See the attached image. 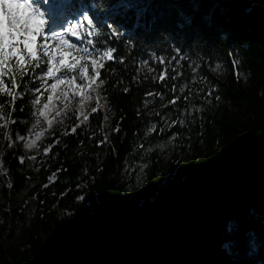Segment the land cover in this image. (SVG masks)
<instances>
[{"label": "trees", "instance_id": "obj_1", "mask_svg": "<svg viewBox=\"0 0 264 264\" xmlns=\"http://www.w3.org/2000/svg\"><path fill=\"white\" fill-rule=\"evenodd\" d=\"M74 2L97 5L94 15L121 32L109 44L117 56L127 53L125 64L106 65L116 71L96 91L101 107L87 113L89 120L75 134L63 133H71L83 117L68 121L66 129L56 126L44 139L50 145L60 142L37 170L26 158L23 164L18 159L25 152L17 132L28 134L34 119L29 96L16 102L12 118L17 123L0 128V264L99 261L141 227L204 190L222 169L264 140V0ZM179 53L201 60L215 88L210 100L198 95L201 106L180 94L176 105L164 108L173 95L167 81L160 84L146 70L137 72L138 64L153 55L169 59ZM217 62L225 67L224 77L212 70ZM105 76L102 72L101 79ZM149 91L163 92L166 100L153 96L145 108ZM9 111L6 107L5 114ZM156 112L185 123L169 129ZM154 122L156 132H149ZM174 133L166 154L164 144ZM100 233L110 235L104 249L94 245ZM119 264H264V176L226 191L190 224L141 239Z\"/></svg>", "mask_w": 264, "mask_h": 264}, {"label": "snow or ice", "instance_id": "obj_2", "mask_svg": "<svg viewBox=\"0 0 264 264\" xmlns=\"http://www.w3.org/2000/svg\"><path fill=\"white\" fill-rule=\"evenodd\" d=\"M96 8L95 4L86 6L74 0H0V128L7 129L9 124L17 123L12 118V114L16 111V102L23 100L26 95L29 96L28 107L34 119L30 125V133H34L35 139L32 134L17 132L16 135V140L25 142L26 149L35 147V140L40 139L45 128H51L54 122H62L57 118L66 115V110L71 106L72 101L79 98L77 120H80V117H83V120L71 128V133H63L75 134L77 128L89 120L90 114L84 111L86 102L95 98L96 107L91 109L92 113H96L101 107L99 95L93 97L92 94L106 82L107 76L113 75L116 71L115 68L106 65L109 62L125 64L127 53L117 56V48L109 44L110 40L119 39L121 32L110 24L108 19L94 15L93 10ZM105 26L108 28L107 33L102 31ZM105 35L108 39L100 38ZM152 59L163 66L158 75L152 76V80L160 84H164L169 78L168 64L174 60L177 62V67L179 66V60L175 56L167 63L164 56ZM177 67L171 68L173 81L182 75L177 71ZM219 67L217 65V68ZM145 68L149 73L155 71L154 68L149 67V61L144 60L138 64L137 72ZM195 70L193 68V72ZM102 72L106 73L104 79H101ZM132 79L135 81L137 77L134 75ZM186 88V84L182 85L179 88L180 93H184ZM129 90L124 88L125 93ZM212 91L209 89L206 96L210 97ZM171 92L173 99L164 104V108L176 105L180 100V96L175 95L177 92L175 83L171 85ZM144 95L145 108L152 103L147 97L156 96L161 100L164 99V94L159 92L149 91ZM188 99V96L184 97L185 101ZM6 107L10 109L7 114H5ZM24 107L25 105H21V112L24 111ZM53 111L55 115L49 118V114ZM155 114L169 129L185 123L183 119L170 120L168 115H161L160 112ZM104 119L106 120L107 117ZM38 128L41 130L37 131ZM156 129V123H152L149 132H156ZM116 131H120L119 127ZM163 132L164 128H161L160 133ZM176 137L177 134L174 133L171 140H175ZM5 139L9 141L11 147L13 143L11 130L5 132ZM106 141L107 137L99 143L103 144ZM59 142L56 140L45 148L44 154L48 155ZM140 147L143 148L144 145ZM18 159L21 164L24 163L23 156ZM29 159L35 160L36 157ZM53 177H49L50 181ZM8 187L12 185L9 184ZM79 199L83 200V197ZM228 227L231 230L232 226Z\"/></svg>", "mask_w": 264, "mask_h": 264}, {"label": "water", "instance_id": "obj_3", "mask_svg": "<svg viewBox=\"0 0 264 264\" xmlns=\"http://www.w3.org/2000/svg\"><path fill=\"white\" fill-rule=\"evenodd\" d=\"M264 176V140L249 147L236 161L222 169L213 181L197 195L185 201L182 206L140 230L127 242L106 253L99 261L82 258L73 264H119L127 260L130 250L144 238L156 231L172 232L191 223L201 213L202 208L224 192L243 187ZM48 264H67L56 260Z\"/></svg>", "mask_w": 264, "mask_h": 264}, {"label": "rangeland", "instance_id": "obj_4", "mask_svg": "<svg viewBox=\"0 0 264 264\" xmlns=\"http://www.w3.org/2000/svg\"><path fill=\"white\" fill-rule=\"evenodd\" d=\"M153 57H158L157 55H153ZM180 57H183L184 60L188 61V64L186 65L183 59H179ZM146 59L149 61V67L154 68V72H152L151 74L153 75H158L160 73V67H163L162 65L158 64L156 60L154 59ZM177 59L179 60V66L177 67V62L176 61H172L170 64H168L169 67V73H168V79H166L167 81V88L171 89V85L173 83H175L177 85V92L176 95L180 96V94L186 95L189 97V101L192 102V105H196V106H201L202 104L199 105V103H197V101L195 100L198 95L206 100H210V97L206 96V93L209 89H215L212 86V83L210 81V79H208V77L205 75V73L202 70L201 65V60H194V59H189L187 57V55H185L184 53H179V56L177 57ZM171 60V58L166 59V63ZM217 65H219L220 67L217 68ZM172 67H177V71L182 73V75L176 80L173 81L171 80V76L173 75L171 68ZM193 68H195V72H193ZM144 70L147 71V69L145 68ZM212 70L215 72V74L217 76L220 77H224L225 76V67L222 64V62H217L216 66H214L212 68ZM89 73L91 74V69H89ZM149 73V72H148ZM193 80H195V83H193ZM97 83H99V81H97ZM186 84L187 88L185 89L184 93H180L179 88ZM159 93H163L161 91H158ZM164 94V93H163ZM93 97L96 96V92L92 94ZM170 100L173 99V95L170 96ZM78 99L73 100L71 103V106L66 110V115H64L62 118H57L58 120H61L62 122H54L51 128H45L42 131L41 137L39 140H35V147L31 148V149H26L24 147V152L25 155L23 156L24 158L27 159L28 165L34 169L37 170L39 169V167H41V165L46 161L47 155L44 154V149L47 148L50 143L48 142V140H44L46 137H50L53 134V129L57 126L60 127V129H66L68 127V121H71L72 119H77V110L79 108V104H78ZM153 97H149L148 100H152ZM166 100V97L164 98ZM169 100V101H170ZM165 103H168V101H165ZM96 107V100L95 98L91 99L90 101L86 102L85 105V113H90L91 109ZM192 109H194V107H192ZM186 111V108H182L179 112L180 113H184ZM55 115V112H51L49 114V118H52ZM163 115H167L166 113H164ZM171 119H175L173 118L172 114L168 115ZM82 119V117H80V120ZM169 120V122H170ZM156 123V122H154ZM164 125L165 122H164ZM41 129L38 128L37 131H40ZM28 134H32L33 139H35L34 137V133H30V130L28 132ZM173 135V134H172ZM172 135H170L167 139V143L164 144V152L166 154H168L167 150L168 147L170 145L171 142V137ZM25 142H23L24 145ZM29 157H36L35 160H31L29 159ZM135 169V167H132L129 170V176L132 174L133 170ZM142 169V166H138L135 171V175H136V181H140L141 177H140V171ZM50 177H53V175H51ZM54 179V177H53ZM52 179V180H53ZM152 224L149 223L148 226ZM141 227L140 230L148 227ZM139 230V231H140ZM137 231V232H139ZM136 232V233H137ZM135 233V234H136ZM110 235L107 233H100L94 240V245L95 247L99 248V249H104L106 247H108L110 245ZM131 239V238H130ZM116 248V247H115ZM113 250V249H112Z\"/></svg>", "mask_w": 264, "mask_h": 264}, {"label": "bare ground", "instance_id": "obj_5", "mask_svg": "<svg viewBox=\"0 0 264 264\" xmlns=\"http://www.w3.org/2000/svg\"><path fill=\"white\" fill-rule=\"evenodd\" d=\"M224 193H225V192H224ZM221 195H222V194H221ZM217 198H218V197H217ZM217 198H216V199H217ZM216 199H215V200H216ZM215 200H214V201H215ZM214 201H212V202H214ZM212 202H210V203H212ZM210 203H209V204H210ZM209 204H208V205H209ZM204 208H205V207H204ZM204 208H202V209H204ZM201 211H202V210H201ZM199 215H200V214H199ZM199 215H198V216H199ZM198 216H197V218H198ZM197 218H196V219H197ZM196 219H195V220H196ZM193 221H194V220H193ZM189 224H190V223H189ZM184 226H185V225H184ZM181 227H182V226H181ZM177 230H178V229H177ZM172 232H173V231H172ZM88 260H89V259H88ZM91 261H92V260H91Z\"/></svg>", "mask_w": 264, "mask_h": 264}]
</instances>
